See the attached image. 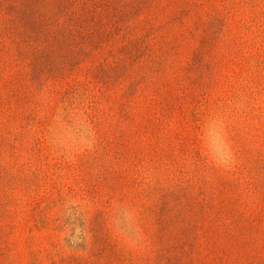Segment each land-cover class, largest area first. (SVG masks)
<instances>
[{
    "label": "rangeland",
    "instance_id": "374dc122",
    "mask_svg": "<svg viewBox=\"0 0 264 264\" xmlns=\"http://www.w3.org/2000/svg\"><path fill=\"white\" fill-rule=\"evenodd\" d=\"M0 264H264V0H0Z\"/></svg>",
    "mask_w": 264,
    "mask_h": 264
}]
</instances>
